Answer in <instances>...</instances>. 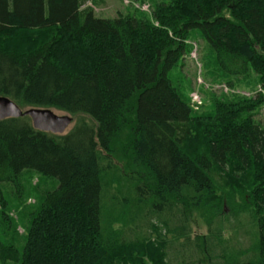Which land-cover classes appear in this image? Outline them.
Segmentation results:
<instances>
[{
  "label": "trees",
  "instance_id": "obj_1",
  "mask_svg": "<svg viewBox=\"0 0 264 264\" xmlns=\"http://www.w3.org/2000/svg\"><path fill=\"white\" fill-rule=\"evenodd\" d=\"M90 1L0 0V96L91 120L65 135L38 131L28 117L0 122V185L32 170L59 181L20 258L0 248L1 259L147 264L137 245L104 237L100 156L113 155L123 137L118 152L140 168L132 179L139 202L164 223L187 196L220 205L217 178L237 183L259 237L258 258L237 264H264V128L231 105L195 120L169 78L198 30L224 72L246 76L252 65L264 85V0H168L155 12L159 27L147 18H96L83 9ZM36 34L39 42L22 41Z\"/></svg>",
  "mask_w": 264,
  "mask_h": 264
},
{
  "label": "rangeland",
  "instance_id": "obj_2",
  "mask_svg": "<svg viewBox=\"0 0 264 264\" xmlns=\"http://www.w3.org/2000/svg\"><path fill=\"white\" fill-rule=\"evenodd\" d=\"M164 3L169 2L94 0L86 3L83 9H92L99 19H116L119 15L147 18L159 27L155 12ZM17 36L14 38H20ZM23 39L37 43L41 34L23 35ZM185 50L169 78L179 96L189 105L195 120L210 118L231 105V108L241 110L242 119L251 117L264 128V85L252 65L246 76L227 74L198 30L188 33ZM249 103L253 104L254 110L248 113L243 107ZM73 118L69 131L81 120L91 121L83 116ZM123 141V137L118 140L113 155L102 153L100 156L105 188V238L116 236L122 242L137 245L141 254H146L147 264H237L258 258L257 217L254 209L245 206L242 189L237 183L217 178L220 205L205 198L197 204L194 198L187 196L186 200L177 202L173 213L164 215V223L163 219L150 214L152 206L139 202L132 179H138L140 168L118 152ZM58 186L57 179L44 177L33 170L25 171L15 184L0 185V248L4 254L6 251V254L20 258L33 218L41 210L46 194ZM0 264L20 262L2 260L0 255Z\"/></svg>",
  "mask_w": 264,
  "mask_h": 264
},
{
  "label": "water",
  "instance_id": "obj_3",
  "mask_svg": "<svg viewBox=\"0 0 264 264\" xmlns=\"http://www.w3.org/2000/svg\"><path fill=\"white\" fill-rule=\"evenodd\" d=\"M53 109H22L11 99L0 96V122L11 118L28 117L32 121L34 129L51 133L53 135H65L68 133L74 118L68 114H60Z\"/></svg>",
  "mask_w": 264,
  "mask_h": 264
}]
</instances>
